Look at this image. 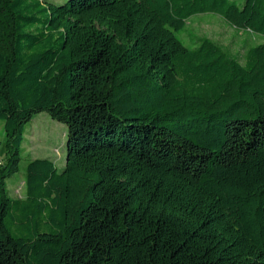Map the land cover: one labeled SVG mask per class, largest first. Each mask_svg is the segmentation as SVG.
<instances>
[{"label": "trees", "instance_id": "trees-1", "mask_svg": "<svg viewBox=\"0 0 264 264\" xmlns=\"http://www.w3.org/2000/svg\"><path fill=\"white\" fill-rule=\"evenodd\" d=\"M215 13L243 50L178 33ZM62 170H20L28 123ZM0 264H264V0H0Z\"/></svg>", "mask_w": 264, "mask_h": 264}, {"label": "rangeland", "instance_id": "rangeland-1", "mask_svg": "<svg viewBox=\"0 0 264 264\" xmlns=\"http://www.w3.org/2000/svg\"><path fill=\"white\" fill-rule=\"evenodd\" d=\"M63 3L67 0H48ZM186 45H197V37L204 36L217 40L230 47L233 53L243 50L246 41L257 43L261 38L249 31L238 29L215 13L192 16L183 32L178 33ZM4 122L0 121V157L5 155ZM67 133L65 123L53 119L48 112H41L32 118L26 129L20 170L8 179V187L14 198L25 194V182L28 163L35 158H49L62 170L67 161Z\"/></svg>", "mask_w": 264, "mask_h": 264}]
</instances>
